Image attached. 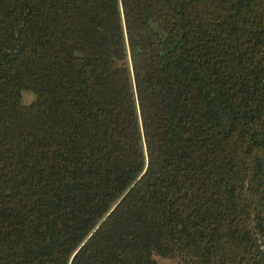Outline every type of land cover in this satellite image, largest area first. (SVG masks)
<instances>
[{
	"label": "trees",
	"instance_id": "trees-1",
	"mask_svg": "<svg viewBox=\"0 0 264 264\" xmlns=\"http://www.w3.org/2000/svg\"><path fill=\"white\" fill-rule=\"evenodd\" d=\"M155 256L264 264V0H0V264Z\"/></svg>",
	"mask_w": 264,
	"mask_h": 264
},
{
	"label": "rangeland",
	"instance_id": "rangeland-1",
	"mask_svg": "<svg viewBox=\"0 0 264 264\" xmlns=\"http://www.w3.org/2000/svg\"><path fill=\"white\" fill-rule=\"evenodd\" d=\"M23 99L25 104H30L34 100V96L29 92H25L23 94ZM154 259L158 264H181L177 259H164L160 256H155Z\"/></svg>",
	"mask_w": 264,
	"mask_h": 264
}]
</instances>
